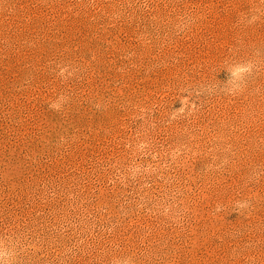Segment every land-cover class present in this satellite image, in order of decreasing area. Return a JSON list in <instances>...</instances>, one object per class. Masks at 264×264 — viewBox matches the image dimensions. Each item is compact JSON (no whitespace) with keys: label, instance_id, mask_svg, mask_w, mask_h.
I'll list each match as a JSON object with an SVG mask.
<instances>
[{"label":"rangeland","instance_id":"obj_1","mask_svg":"<svg viewBox=\"0 0 264 264\" xmlns=\"http://www.w3.org/2000/svg\"><path fill=\"white\" fill-rule=\"evenodd\" d=\"M0 264H264V0H0Z\"/></svg>","mask_w":264,"mask_h":264}]
</instances>
